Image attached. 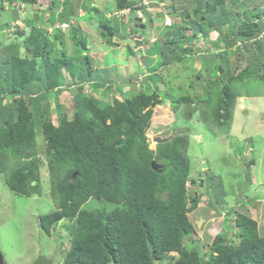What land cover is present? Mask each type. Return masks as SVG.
Instances as JSON below:
<instances>
[{"label":"trees","instance_id":"1","mask_svg":"<svg viewBox=\"0 0 264 264\" xmlns=\"http://www.w3.org/2000/svg\"><path fill=\"white\" fill-rule=\"evenodd\" d=\"M23 1L32 5L38 3V0ZM116 1L121 9L131 8L134 4L130 0ZM190 2L193 13L182 5L176 6L179 12L173 8L170 15L175 22L179 17L191 24L192 29L198 30L195 36H206L210 30L219 31V41L226 40L224 44L229 48L236 40L247 43L262 33L263 24L251 23L257 20L247 18L248 21L238 23L242 19L241 12L234 13V24H231L230 14L222 10L216 21L206 25L218 11V5L224 4L225 0ZM226 25L232 27L231 30L228 27V37L222 36V29ZM103 28L109 38L114 36L115 28L107 24ZM187 28H179L180 33L177 34L180 37L179 40L175 37L174 45L168 42L171 44V56L164 50L160 51L158 46L154 47V51L152 48L149 50L152 54L161 55V66L166 69L186 57L187 50L182 46L187 42ZM20 35L27 38L24 48L33 65L30 69L20 58L22 47L19 44L7 46L4 49L8 51L6 54L0 51V174L5 175V184L14 193L25 197L40 196L43 164L37 137L38 133L43 134L51 195L57 202V209L40 216V226L51 236L56 224L62 220L68 219L73 223L67 227L70 245L64 258L65 264H264V236L259 232L258 221L244 212V206L238 210L233 206L227 212L235 213L234 226L239 230L235 237H230L226 231L218 234L205 254L198 250L191 239L196 229L189 214L198 209L201 195L197 191L191 194L187 188L191 172L186 153L188 139L176 136L167 143L159 144L156 150L149 148L147 134L154 107L164 103V96H161L158 88L151 92L148 86L149 93L139 89L131 97L126 96L124 100L115 97L112 104L102 105L94 95L84 92L86 85L93 90L122 93L123 88L130 86L138 75L121 81L108 69L103 70L102 74L98 73L84 44L86 59L77 57L72 62L68 58V62L64 63L71 75V82L66 85L61 75L50 76L60 67L51 66L49 42H45V46L38 43L48 39L47 35L45 37L33 27L30 36L26 37L27 33L24 32ZM56 40L58 42L59 39ZM254 45L257 49L261 47L260 42ZM76 53L78 55L79 50ZM216 56L222 62L215 70V76L210 73L205 79L207 86L201 91L206 92L204 95L199 92L194 97L174 96L171 91L165 94L171 95L170 102L175 111L184 104H190L189 118L197 113V107L205 105L202 112L205 122L224 128L232 120L237 96L231 93V83L226 82L232 78L233 72L229 64L230 56L227 53ZM37 59L43 60L40 69L33 64ZM83 64L88 66L87 75L80 74V69L75 70V67L80 68ZM162 69L159 65L155 71ZM25 70L31 71V74ZM16 72L22 73L21 85L13 80ZM245 72L248 73L247 70ZM212 77H223L225 83L215 98L218 91L209 83ZM33 78L35 82L31 84ZM198 79L197 75V81L202 77ZM191 85L193 87L194 84ZM71 86L75 87L74 112L67 114L60 98ZM16 87L21 89L17 91ZM208 88L214 91H207ZM177 89L180 91L181 87ZM16 95L21 97L16 98ZM212 104L213 109L209 111L207 108ZM30 106L38 108L31 110ZM52 109L57 114L55 122L47 118ZM122 139H125V143L118 146ZM154 160L159 165L156 171L152 168ZM209 180L214 182L211 195L216 207L224 195L223 191L219 195L217 189L221 181L213 176ZM91 199L113 204V207L110 211L87 210L84 205ZM236 204L240 207V201ZM172 252L179 253V256L169 258Z\"/></svg>","mask_w":264,"mask_h":264},{"label":"rangeland","instance_id":"2","mask_svg":"<svg viewBox=\"0 0 264 264\" xmlns=\"http://www.w3.org/2000/svg\"><path fill=\"white\" fill-rule=\"evenodd\" d=\"M141 1L137 0V2ZM233 1L225 0L224 4L218 5V11L209 18L206 25L212 24L213 20L216 21L222 10L230 14L231 24H234L236 20L234 13L241 12L242 19L238 23L241 24L248 21V19H253L252 21L257 20V22L251 23L263 24L262 33L259 37L252 39V42L244 44L239 39L235 41L234 45L227 48V45L224 44L226 40L219 41L221 35L219 31L210 30L206 36H195L198 30L192 29L191 24L178 17L176 18L177 22H173V27L163 31L154 46L150 45L148 48L145 45V48L142 47L146 49L145 54H137V57L128 54V58L120 61L119 68L115 67L111 71L114 76H119L118 80L121 81L138 75V78L135 76L133 82L130 83L131 86L136 85V87L127 90V85L123 88L122 93L114 90L107 92L102 89L93 90L90 86L84 87V92L94 95L101 101L102 105L112 104L115 97L120 100H124L126 96L131 97L139 89L149 93V90L152 92L158 88L161 96H164V103L154 107L151 128L147 134L149 148L156 150L158 145L156 140L159 138L172 140L176 136H184L188 139L186 153L191 162V176L196 180H205L202 187L199 183L200 188L192 190L200 193L201 204L198 209L189 215L196 229L191 239L194 240L196 247L202 254L208 252L218 234L225 231L229 233L230 237L239 234V230L234 226L235 213H227L230 208H234L233 206L236 210L238 208L242 209L244 206V212H248L251 218L258 221L259 232L264 236V0ZM245 1H247L246 4ZM151 2L152 0L150 4ZM166 4L167 6L164 8L168 15L173 12V8H175V12H179L176 6L178 8L182 5L188 7L189 12L193 13L190 0H168ZM246 6L248 7L245 8ZM172 20L174 19L172 18ZM50 24L33 22L32 27L46 37L45 30ZM180 27H188L186 32L187 42L182 46L184 50H187L186 57L182 58L180 63L166 69L161 66L163 62L161 55L159 53L152 54L148 50L152 48L154 51V47L158 46L159 49L161 48L160 51L164 50L168 56H171V44H168V42L173 43L175 37L179 40L180 34L177 33H180ZM228 27L227 25L223 27L222 36H230L229 29L231 30L232 27L231 25L229 29ZM10 28L6 32L8 36L0 38V51H5L4 49L9 45L19 44L22 47L20 58L25 60V66L30 69L29 67L33 65L24 48L27 38L21 37V33H19L22 30L21 27ZM136 32L145 34L147 40L151 38L149 33L136 30L133 27V33ZM28 34L26 37L30 36V33ZM157 34L155 33V35ZM48 37L49 40L45 38L38 41V43H43L45 46V42H49L47 46L51 48V66L59 65L60 67L55 73L52 71L50 76L61 75V79L66 81V85H68L71 82V75L64 67L65 61L68 62V58L72 62L77 57L85 58L84 56L87 53L75 47V44L71 42L69 44L67 42L68 45L65 47L63 41H61V44L55 41L56 46L53 47L55 39L51 35H48ZM114 38L115 36L111 37L112 40ZM259 42L261 47L257 49L254 44ZM78 50L77 55L76 51ZM7 52L6 50L3 53L6 54ZM155 52H158V50ZM226 53L230 56L229 64L232 66L233 71L232 78H229L226 82L231 83L229 85L231 93L237 96L232 109V120L228 123V126L218 128L205 122L202 115L205 105L197 107V113L191 118L188 116L191 111L190 104H184L178 111H175L170 102L171 95L167 94L166 96L165 92L171 91L174 96L191 95L194 97L195 94L201 92L207 86L205 79L210 76V73L215 76V70L222 62V59H219L216 55H226ZM112 56L113 54L103 58L104 60L101 59V65L93 62L98 66L96 69L98 73H103V64L111 65L117 62ZM42 62L41 59L35 60L34 67L40 69ZM76 64L79 65V62H76ZM159 65L163 69L155 71L159 69ZM76 69H80L82 75L88 73V66L85 64L81 65L80 68L75 67ZM244 70H247L248 73H244ZM25 71L29 75L31 74V71ZM21 72H16V77L13 79L16 80L18 85H21ZM197 75H199V79L200 77L202 79L197 81ZM46 78L48 77L46 76ZM33 82H35L34 78L30 83ZM190 83L194 84L196 88L194 85L191 87ZM209 83L213 84L215 90L218 91L214 95L215 98L225 84L223 77H212ZM19 87H16L17 91L21 89ZM179 87H181L180 91L177 89ZM74 90L75 87H69L60 98L67 114H73L74 112ZM207 91L214 90L208 88ZM204 93L206 92H201V95H204ZM20 97L21 95H16V98ZM246 99L250 100L249 106L245 104ZM212 107L213 104L207 109L210 111V109H213ZM37 108V106H30L31 110ZM12 110L13 108H11V112ZM47 118L55 122L57 119L55 110L50 111ZM37 143L39 156L43 164L41 168L40 196L25 197L14 193L5 184V175L0 174V247L6 264H32L39 257L51 260L54 264H65L64 258L70 245L69 231L67 230V227L73 224L70 220H62L56 224L54 233L51 236L46 234L40 226V216L56 211L57 202L51 195V177L47 165L46 143L42 133H38ZM205 164L208 168L204 167ZM250 167L252 171L248 169ZM211 176L215 177L217 181H221V186L217 188L219 189V195L221 191L224 193L219 205H216V207L213 205L215 199L211 195L214 186V182L209 180ZM237 201H240V207L236 204ZM108 204L107 202L91 199L84 205V208L93 211L98 209H109L108 211H110L113 204ZM236 241L239 242V239H236Z\"/></svg>","mask_w":264,"mask_h":264},{"label":"crops","instance_id":"3","mask_svg":"<svg viewBox=\"0 0 264 264\" xmlns=\"http://www.w3.org/2000/svg\"><path fill=\"white\" fill-rule=\"evenodd\" d=\"M20 1L21 0H0V38L5 37L7 35L4 33L5 30L7 32L11 29L10 27L14 28V25H18L16 27L22 28L21 32L18 31L19 33L26 32L28 34L32 31L30 27L32 28L33 22L52 23L46 28V31H48L54 24L76 19L79 23L76 29L79 30L80 35H84L86 38L85 44L92 58V65L95 67V70L98 67L97 65H101V59L104 60L103 58H107L111 54H113L112 58L117 60V62L114 63L116 65H107L105 63L102 69L113 71L115 67L119 68L120 61L128 58V54L137 57V54L144 53L146 51V49H144L145 45L149 48V46H152L162 35L165 29L164 19L168 17L171 22L175 21L174 18V20H172V15H168L164 8L167 6L166 2H168V0H152L151 4L145 8L143 20V24L146 26V29L143 31L149 33L151 38L147 40L145 34L139 32L134 33L133 36H142V47L144 46V48H137L136 41L132 39L133 36L129 35L127 32V28L133 31L130 25H134L136 17L134 18L133 15L135 13L120 19L110 18V16L118 11L116 0H38L39 4L37 3L36 5L25 4L23 13L16 11L14 7L12 8L13 5H17ZM143 1L144 0L137 2V0H130L131 3H134L131 8L137 5L140 6ZM7 6L9 8L8 10L5 8ZM152 6L155 7L153 8ZM61 9L62 11L59 14L58 12ZM105 24L115 28L114 40L107 38L105 34L106 29L103 28ZM148 24L150 25L148 26ZM155 33L158 34L155 35ZM54 34L62 35L60 36L61 40L59 43L61 44V41H63L65 47L70 42L74 43L75 47H78L77 44L80 46L79 39L73 42V40L76 39L74 38L76 32L72 29H68L65 32L54 29L50 31L49 35ZM93 62H96L97 65ZM113 82H115V80H113Z\"/></svg>","mask_w":264,"mask_h":264},{"label":"clouds","instance_id":"4","mask_svg":"<svg viewBox=\"0 0 264 264\" xmlns=\"http://www.w3.org/2000/svg\"><path fill=\"white\" fill-rule=\"evenodd\" d=\"M150 1L151 0H144L143 2H142V4L140 5V6H134L133 8H130V7H127V8H123V9H121V8H118L117 10V12H115V13H118V12H122V11H125V13L122 15V16H119V17H116L115 16V13L112 15V16H110V18L112 19V18H117V19H120V18H123V17H125V16H129V15H131L132 13H135L134 15H133V17L135 18L136 17V19L137 18H140V19H142V23H141V25L144 23L143 22V20H144V16H145V8L146 7H148L149 6V4H150ZM22 2V3H21ZM148 3L147 5H145L144 3ZM20 3L21 4H23V9H22V11H20L19 9L17 10L16 9V6L19 4H17V5H13L12 6V8L14 7V9L16 10V11H19L20 13H23V10H24V8H25V2L23 1V0H21L20 1ZM38 4H39V2H38ZM27 5V4H26ZM7 10L9 9L8 8V6L7 7H5ZM148 10V9H147ZM61 11H62V9L61 10H59V14L61 13ZM135 19V20H136ZM164 21H165V19H164ZM63 23H67V24H69V27L67 28V29H65V30H63L62 28H60L59 26L61 25V24H63ZM63 23H57V24H54V25H52V27L51 28H49V30L48 31H46L45 30V34L47 35V37H48V35L50 34V31H52V30H54V29H59L60 31H63V32H65V31H67L68 29H72L73 31H75L76 32V35H74V38H76V39H74L73 40V42H75L77 39H79L78 41H79V43H81V42H83L84 41V43H83V45H80V46H78V48L79 49H81L82 51H84L83 50V46H84V44L86 43V38H85V36L84 35H80V33H79V30L78 29H76L77 27H78V22L76 21V19H71L70 21H65V22H63ZM52 24V23H51ZM106 25V24H105ZM143 25H145V24H143ZM173 25V22H172V24L170 25V26H165V22H164V26H165V29H167V28H169V27H173L172 26ZM16 26H18V25H16ZM134 27H136V22H134V25H133ZM133 26H131L130 25V27H132V29H133ZM14 27H15V25H14ZM110 28H114L113 26H110ZM136 30H141V29H137V28H135ZM164 29V30H165ZM107 32V31H106ZM127 32H128V34L129 35H132L133 36V31H131L130 29H128L127 28ZM4 33H6V30H5V32ZM25 33V32H24ZM51 36H53V38L55 39L53 42H55V41H57L56 39H59L58 40V42L61 40L60 39V36H62V35H59V34H54V35H51ZM107 38H109L108 37V33H107ZM131 36V37H132ZM134 36H136V35H134ZM133 36V37H134ZM141 36V35H140ZM132 37V38H133ZM48 39H49V37H48ZM111 39V38H110ZM134 41H136V40H134ZM141 41V43H142V39L140 40ZM253 40H250L249 42H244V44H248V43H250V42H252ZM137 42V41H136ZM155 42H157V41H155ZM154 42V43H155ZM77 44V43H76ZM86 45V44H85ZM82 46V47H81ZM142 47V46H141ZM140 48V47H139ZM89 53V52H88ZM90 55V54H89ZM142 79H143V77H142ZM86 86H88L89 87V85H86ZM127 87H130V89L132 88V86L130 85H128ZM125 140V139H124ZM170 141V140H169ZM168 141V142H169ZM163 144V143H162ZM159 145V144H158ZM157 145V146H158ZM152 150V149H151ZM188 157V156H187ZM190 160V159H189ZM191 163V162H190ZM159 166V165H158ZM161 167V166H160ZM249 169V168H248ZM250 171H252V168L250 167ZM204 182H205V180L204 179H202V180H196V178H192V176H191V172H190V177H189V179H188V181H187V188H188V190L190 191V193L191 194H194V193H196V191H192V190H194V189H196V188H200V186L202 187V185L204 184ZM194 183L196 184V185H194ZM199 183H200V186H199ZM190 215V214H189ZM1 252H2V250H1ZM3 254V253H2ZM178 255L179 256V253H177V252H172V253H169V257H178V256H174V255ZM4 256V255H3ZM166 261H168V260H166ZM4 264H6V261H5V257H4Z\"/></svg>","mask_w":264,"mask_h":264},{"label":"water","instance_id":"5","mask_svg":"<svg viewBox=\"0 0 264 264\" xmlns=\"http://www.w3.org/2000/svg\"><path fill=\"white\" fill-rule=\"evenodd\" d=\"M135 22H136V27H135V28H137V29H141V30H145V29H146V26H145V25H143V24L141 25V23H142V19L137 18V19L135 20ZM132 39L137 41V42H136V47H137V48H139V47L142 46V43H141V41H140V40L142 39V36H140V35H136V36H134ZM126 89H127V90H130V87H127ZM245 101H246V102H245L246 106H249V105H250V100H249V99H246ZM169 140H170L169 138H163V139L159 138V139H157L156 141L158 142V144H162V143H167ZM124 143H125V140L122 139V140L118 143V146H122ZM204 167H205V168H208V166H207L206 164L204 165ZM152 168H153L155 171L159 168V166L157 165V162H156L155 160L152 162ZM0 264H4V256H3L2 252H1V247H0ZM32 264H54V263H53V261H51V260H47V259H45V258H43V257H39V258H38L37 260H35Z\"/></svg>","mask_w":264,"mask_h":264},{"label":"built area","instance_id":"6","mask_svg":"<svg viewBox=\"0 0 264 264\" xmlns=\"http://www.w3.org/2000/svg\"><path fill=\"white\" fill-rule=\"evenodd\" d=\"M145 5H147L148 3L146 2V3H144ZM23 4H21V3H19L17 6H16V9L18 10H20V11H22V9H23ZM125 13V11H122V12H118V13H115V16L116 17H119V16H122L123 14ZM168 17H166L165 18V26H170L171 24H172V22H171V20L168 18ZM60 28H62L63 30H65V29H67L68 27H69V24H67V23H63V24H61L60 26H59Z\"/></svg>","mask_w":264,"mask_h":264}]
</instances>
